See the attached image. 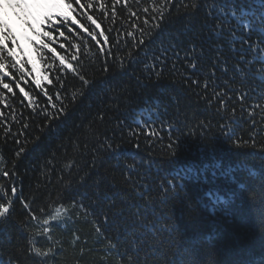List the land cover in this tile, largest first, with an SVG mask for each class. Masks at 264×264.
Instances as JSON below:
<instances>
[{
  "label": "snow or ice",
  "instance_id": "1",
  "mask_svg": "<svg viewBox=\"0 0 264 264\" xmlns=\"http://www.w3.org/2000/svg\"><path fill=\"white\" fill-rule=\"evenodd\" d=\"M5 8L19 22V33ZM174 21H182L186 47L170 30ZM202 32L207 36L201 38ZM21 39L31 46L35 62ZM206 43L213 53L207 59ZM90 55L95 59L86 64ZM96 60L102 73L131 68L141 89L167 72L178 78L187 103L182 107L176 97L146 99L131 118L109 121L112 127L103 134L95 124L108 117L98 112L86 138L78 137L71 153L65 152L58 175L57 165L45 162V187L52 185V191L23 196L12 179L18 175L16 162L97 84L90 75ZM217 134L232 150L264 160V0H0V178L9 181L0 184V233L16 228L26 234L16 244L0 243V264H199L190 241L201 212L235 215L236 200L264 206V167L247 165L246 179L238 180L237 169L220 160L153 172V160L135 157L142 148L150 154L158 150L171 163L188 139ZM125 145L135 152L122 151ZM85 152L93 161L100 154L128 158L121 170L120 206L111 214L97 215L83 195L74 194L83 182L77 177ZM209 175L236 187L200 196L199 185ZM109 200V209L116 208V200ZM16 202L22 208L19 220L13 218ZM175 210L187 213L188 220L177 223ZM109 224L127 233L123 242L106 235L103 226ZM82 225L90 226L89 233ZM89 236L95 237L93 245ZM245 264H264V246L258 259Z\"/></svg>",
  "mask_w": 264,
  "mask_h": 264
},
{
  "label": "trees",
  "instance_id": "2",
  "mask_svg": "<svg viewBox=\"0 0 264 264\" xmlns=\"http://www.w3.org/2000/svg\"><path fill=\"white\" fill-rule=\"evenodd\" d=\"M4 13L9 18L13 31L19 33L20 25L12 17V10L5 8ZM170 30L179 35L178 43L182 42L183 46L186 47L187 37L183 34L182 21H174ZM206 36V32L201 33V38ZM193 39L197 44L200 43L199 39H195V37ZM20 45L29 55V58L35 62L36 55L31 51V46L23 39L20 40ZM205 49V58L207 59L213 53L207 50V43ZM225 50H227L226 45ZM181 55H183L182 52ZM93 59L95 57L90 55L85 59V63L88 64ZM100 67V61L96 60L95 65L90 70V75L94 74L97 84L89 90L88 95L82 101L71 109L69 117L44 136L38 147L30 151L25 158L16 162L18 175L12 179L15 181L18 192L23 196L30 198L33 193L39 195L52 191V185L45 187L44 173L49 171L44 167L45 162L51 161L52 165H57L58 175L65 152L71 153L72 142L78 137L80 140L86 138V129L95 121L98 112L103 111L108 117L104 123L95 124V127L103 134L112 127L109 121H114L117 118H131L135 114V110L143 106L146 99L151 102L156 98L167 100L170 97H176L182 107L187 103V93L178 82V78L172 77L167 72L160 81L149 83L147 89H141L137 85L131 68L127 73H120L115 68L109 73H102ZM132 67L137 68L135 65ZM36 68L35 75L38 77L41 68L38 62ZM174 79L177 80L176 83H173ZM108 134L111 135V131ZM31 147L29 145V148ZM122 151L135 152L130 145H125ZM3 155L9 160L12 159L11 153L7 149H3ZM135 158L138 162L143 160L145 163L148 160H153V172L157 169L174 171L186 165L201 168L220 160L225 166L237 169L235 175L238 180L246 179L247 165H253L257 169L264 167V160H261L260 157L249 155L244 151L232 150L218 134L215 139L202 141L198 136L188 139L180 155L171 163L158 150L150 154L145 148H142ZM126 162H128V158L125 156L118 157L107 154H100L93 161L92 157L85 152L81 159V171L77 177L83 182L75 186L74 194L83 195L85 202L91 205V210L97 215L103 212L111 214V212L117 211L120 206L119 193L123 191L121 170ZM51 178L55 181L56 176L52 175ZM7 183L9 181L0 178V184ZM230 187L235 188L236 185L227 179L213 178L209 175L207 181H202L199 185L198 195L202 196L203 192L208 189L225 193ZM110 197L117 202V207L111 210L108 207ZM77 198L80 197L77 196ZM233 211L236 213L235 215L218 214L213 216L206 210L201 212L200 224L192 233L190 241L198 250L199 264H245L250 259H258L261 248L264 246V224L260 222L264 206L259 202L249 204L244 200H236ZM128 212L129 210L126 209L124 214L128 215ZM174 215L179 218L177 223L181 220L185 222L188 220L187 213L182 215L179 210H175ZM13 218L14 220L23 218L19 202L14 204ZM89 218L91 219V217ZM115 219L119 221L121 217L117 216ZM81 227L83 233H89L90 226L82 225ZM103 227L106 230V235L120 239L121 242L127 236L123 229L117 233L113 224ZM25 235V233L13 228L8 232L0 233V243L5 246L16 244L22 241ZM88 238L89 244L93 245L95 237L89 236ZM96 246L98 247V245ZM81 264L84 262L82 261Z\"/></svg>",
  "mask_w": 264,
  "mask_h": 264
}]
</instances>
